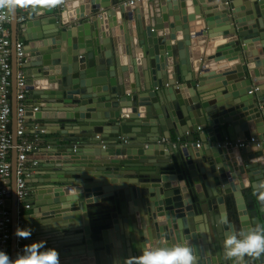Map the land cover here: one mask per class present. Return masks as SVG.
<instances>
[{
	"label": "water",
	"instance_id": "water-1",
	"mask_svg": "<svg viewBox=\"0 0 264 264\" xmlns=\"http://www.w3.org/2000/svg\"><path fill=\"white\" fill-rule=\"evenodd\" d=\"M125 1L11 0L15 130L19 28L39 105L27 119L62 128L42 136L28 180L51 235L26 244L46 241L61 264H125L181 242L194 264H235L225 237L264 227V0Z\"/></svg>",
	"mask_w": 264,
	"mask_h": 264
},
{
	"label": "built area",
	"instance_id": "built-area-1",
	"mask_svg": "<svg viewBox=\"0 0 264 264\" xmlns=\"http://www.w3.org/2000/svg\"><path fill=\"white\" fill-rule=\"evenodd\" d=\"M143 0H126L125 4L134 5L135 3ZM9 5H12L11 0H0V250H5L11 256V241L13 239V214L8 201L12 196L10 186L6 184V181L11 179L13 175V164L10 160L11 151L17 150V194L16 199L19 205V220L18 225L25 227V219L23 211L27 208V198L30 195L28 177H30V169L28 163L34 154L35 148L38 147L39 135L44 133L45 128L41 133L37 130L40 124H34V130L31 132L34 134L35 140L32 141L27 137L28 130V94L27 77L25 71V56L24 45L18 44L17 48V126L15 132L11 129L13 104H12V91H13V65H12V39L11 30L9 24L11 22V14ZM61 9L65 6L61 4ZM21 21L27 19L26 16H20ZM39 106L33 107V112H38ZM29 127V128H31ZM31 131V130H28ZM18 138V144H15L14 137ZM43 136V135H42ZM127 142V140L125 139ZM162 141H166L165 138ZM256 138L252 137L251 141H241L238 143L239 147H245L251 142H256ZM197 147H200L202 142L196 140ZM34 160V159H33ZM32 161V160H31ZM38 161L35 160L34 166ZM24 238L16 236L17 249L16 253L24 246Z\"/></svg>",
	"mask_w": 264,
	"mask_h": 264
},
{
	"label": "clouds",
	"instance_id": "clouds-1",
	"mask_svg": "<svg viewBox=\"0 0 264 264\" xmlns=\"http://www.w3.org/2000/svg\"><path fill=\"white\" fill-rule=\"evenodd\" d=\"M29 217L37 220L41 226L49 225L38 215ZM15 235L27 239L32 235V228L18 225ZM223 251L226 258L235 260V264H243L246 257L264 256V227L255 225L247 230L229 233L224 239ZM194 260L192 248L187 243L177 242L165 247H146L138 257L126 259L125 264H194ZM0 264H61V260L55 247H47L46 241L39 240L24 245L14 257L0 250Z\"/></svg>",
	"mask_w": 264,
	"mask_h": 264
},
{
	"label": "crops",
	"instance_id": "crops-1",
	"mask_svg": "<svg viewBox=\"0 0 264 264\" xmlns=\"http://www.w3.org/2000/svg\"><path fill=\"white\" fill-rule=\"evenodd\" d=\"M20 5H22V4H20ZM19 13H20V16H26V17L28 16V15L26 14V11H25L24 9H22V8L19 9ZM27 18H28V17H27ZM25 22H27V19H26L25 21H21V20L19 19V24H20V25H21V24H25ZM192 24L194 25L195 22L192 23ZM9 27H10V30H11V36H12L11 22H10V24H9ZM17 36H18V41H19V43H22V44L24 45V43L26 42V40H25V36H24V31H23L21 28L18 29V34H17ZM181 36H182V34H181V35L179 34V35H178V39H179V38H182ZM12 60H13V55H12ZM12 65H13V61H12ZM13 66H14V65H13ZM219 66H220V65H219ZM24 69H25V71H26V68H24ZM13 70H14V67H13ZM33 71H34V72H37V71H38V68H34ZM27 82H28V80H27ZM11 98H12V104L14 105L15 98H14V95H13V91H12V96H11ZM37 104H38V103H34V102L32 101V99H30V95L28 94V108L35 107V106H39V105H37ZM13 120H14V115H12V125H11V129L15 132V124H14ZM34 123H35V124H37V123L40 124V122L37 121V120H35V119H31V120H29L28 123H27V125L29 124V126H28V130H31V131H28V130H27V137H28L30 140H32V141H36V140H35V137H34V134L31 133V132L34 130V127H31V128H29V127H30V124L32 125V124H34ZM61 129H62V128L60 127L59 124H48V123H47V128L45 127V130H46V131H44V133H43L42 135L47 136V137H54V136H57V131H58V130H61ZM42 135H39V138H40V139H39V142L37 143L38 146L41 145ZM196 137H197L196 140H200V141L202 142L199 133H196ZM40 147H43V145H41ZM30 156H32V154H30ZM32 158H33V157H32ZM10 160H11L12 164L15 162V151H14V150L11 151ZM31 160H32V161H31ZM34 162H35V160L30 159V161H29V163H28V167H29V169H30V177H28V180H30V181H32V180H37V178L34 177V175H35V171H36V170H34ZM6 184H7L8 186H12V187H14L13 175H12L11 179H9L8 181H6ZM28 186H29V189H30V195H29V197L27 198V203H26L27 208L24 209V211H23L24 216H25V215H32V214H33V212H34V208H35V205H34L33 202H32V200H34V198H33L34 193H33L32 187H34V186H41V184H39V183H29ZM97 198H99V197H97ZM10 199H11V201H13V200H12V199H13L12 196H11ZM10 199H9V200H10ZM13 204H14V203L12 202V204L10 205L11 211H12V208H13ZM43 208H44V207H43ZM12 214H13V213H12ZM37 222H38L37 220L33 219V220H32V223H31V228H32L33 234L36 235L35 239H36V238H37V239H42L41 237H43V236H42V234H40V233H46V235H51V233H47L48 230H42V226L39 225ZM12 242H13V240L11 241V246H12ZM24 245H26V240H25ZM11 254H12V252H11Z\"/></svg>",
	"mask_w": 264,
	"mask_h": 264
}]
</instances>
